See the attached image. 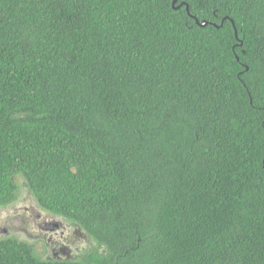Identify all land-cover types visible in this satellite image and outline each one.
Returning <instances> with one entry per match:
<instances>
[{
  "label": "trees",
  "instance_id": "1",
  "mask_svg": "<svg viewBox=\"0 0 264 264\" xmlns=\"http://www.w3.org/2000/svg\"><path fill=\"white\" fill-rule=\"evenodd\" d=\"M182 2L0 0V206L96 242L0 264H264V0Z\"/></svg>",
  "mask_w": 264,
  "mask_h": 264
},
{
  "label": "rangeland",
  "instance_id": "2",
  "mask_svg": "<svg viewBox=\"0 0 264 264\" xmlns=\"http://www.w3.org/2000/svg\"><path fill=\"white\" fill-rule=\"evenodd\" d=\"M16 180L18 198L7 206H0V225L9 229L10 235L32 243L44 259L78 260L96 246L95 240L79 224L43 209L26 181L22 177ZM52 222L61 225L46 229V223Z\"/></svg>",
  "mask_w": 264,
  "mask_h": 264
},
{
  "label": "flooded vegetation",
  "instance_id": "3",
  "mask_svg": "<svg viewBox=\"0 0 264 264\" xmlns=\"http://www.w3.org/2000/svg\"><path fill=\"white\" fill-rule=\"evenodd\" d=\"M60 225L61 224L58 222L46 223V229H53L54 227H59ZM9 233H11L9 229H7L6 227H2L0 225V238L12 237V235H10ZM13 237H15V236H13ZM16 238H18V237H16ZM19 240H22V239H19ZM23 241H25V240H23Z\"/></svg>",
  "mask_w": 264,
  "mask_h": 264
},
{
  "label": "water",
  "instance_id": "4",
  "mask_svg": "<svg viewBox=\"0 0 264 264\" xmlns=\"http://www.w3.org/2000/svg\"><path fill=\"white\" fill-rule=\"evenodd\" d=\"M178 1H179V0H173V7H174L175 9H178V8H180L182 5H186V9H187L188 13H190L189 5L186 4V3H184V2H182V3H180L178 6H176V4L178 3ZM194 18L196 19L197 23H200V21H199L196 17H194ZM202 25L205 26V25H207V23H203ZM235 29H236V28H235ZM235 32H236V36L238 37V32H237V30H235ZM241 44H242V43H241Z\"/></svg>",
  "mask_w": 264,
  "mask_h": 264
}]
</instances>
